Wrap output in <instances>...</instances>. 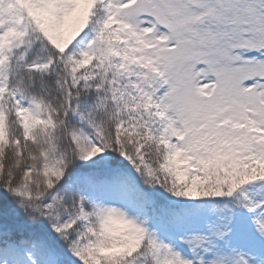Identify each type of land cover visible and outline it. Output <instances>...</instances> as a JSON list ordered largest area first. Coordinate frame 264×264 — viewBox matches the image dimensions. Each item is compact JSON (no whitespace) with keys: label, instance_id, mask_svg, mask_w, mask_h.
Instances as JSON below:
<instances>
[{"label":"snow or ice","instance_id":"obj_1","mask_svg":"<svg viewBox=\"0 0 264 264\" xmlns=\"http://www.w3.org/2000/svg\"><path fill=\"white\" fill-rule=\"evenodd\" d=\"M0 264H264V0H0Z\"/></svg>","mask_w":264,"mask_h":264}]
</instances>
